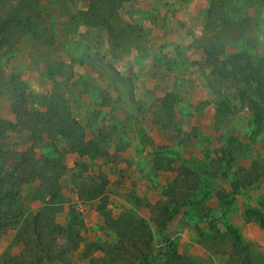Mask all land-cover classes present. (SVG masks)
Here are the masks:
<instances>
[{
	"label": "rangeland",
	"instance_id": "374dc122",
	"mask_svg": "<svg viewBox=\"0 0 264 264\" xmlns=\"http://www.w3.org/2000/svg\"><path fill=\"white\" fill-rule=\"evenodd\" d=\"M25 2L37 7L27 13L31 30L23 24L10 30L9 48L0 50V120L15 121L11 79L24 85L33 114L30 127L3 124L0 130L3 168L17 156L24 164L12 186L22 211L29 215L54 205L55 221L63 225L73 209L83 239L105 247L117 244L119 229L105 222L104 210L137 246L127 243L109 264H140L150 257L156 264H175L171 253L190 264H241L228 240L230 228L253 264H264V119L253 127V110L236 99L237 82L210 73L202 50L215 45L224 52L263 53L264 3L232 0L235 25L209 29L207 0H120L104 16L123 32L111 45L103 26L79 21L77 11L87 8L86 1L24 0L27 9ZM55 99L65 102L63 109L94 151H68L66 138L42 124L50 113L47 103ZM256 100L264 109V95ZM229 136L248 149L241 156L233 150L222 168ZM44 157L60 164L56 199L34 175ZM80 162L85 179L103 178L101 194L89 200L77 195ZM198 166L212 175L202 187ZM250 169H256V179L243 181ZM223 198L230 202L221 207ZM166 204L167 211L175 209L168 219L160 209ZM13 236L12 228L0 232V264H11V255L21 256L18 264H37L38 248L24 249ZM82 245L64 261L42 264H88L79 256Z\"/></svg>",
	"mask_w": 264,
	"mask_h": 264
},
{
	"label": "trees",
	"instance_id": "16d2710c",
	"mask_svg": "<svg viewBox=\"0 0 264 264\" xmlns=\"http://www.w3.org/2000/svg\"><path fill=\"white\" fill-rule=\"evenodd\" d=\"M6 1L11 0H0V50L9 48V42L12 40V34L10 30L16 29L20 24L26 25L28 30H31V18L27 13L36 7L35 3H30L28 5L25 2L27 9L23 7L24 0H17L15 4H10L8 7L4 5ZM87 3V8L85 10H78L79 21L82 25L94 27L103 26L107 32L111 45L118 44L123 36L121 30H116L113 25H111L104 16H111L113 14V7L120 4V0H84ZM232 0H207V7L204 12V25L213 29L215 27H224L227 25H232L236 21L234 13L237 11L235 8L228 5ZM264 3V0H259ZM5 6V8H4ZM35 11V10H33ZM36 13V11H35ZM232 15H231V14ZM240 15H237L238 19ZM235 25V24H234ZM204 51L205 58L203 63L210 67L209 72L217 77L224 79H231L237 82L236 99L242 105L249 106L253 111V122L256 128L262 126V120L264 119V109L258 105L256 100L257 97H262L264 95V52L257 54L250 50L243 49L234 52H224V50L215 45H204L202 48ZM11 84L13 86L14 102H13V114L15 121L13 123L7 120H0L2 122L1 126H12V124H17L24 127V123L30 127V121L33 119V114L26 105L28 99L27 93H25V87L22 83L11 79ZM47 98V97H46ZM50 98H55L51 96ZM56 102L47 103L51 105L47 112H50L48 118L42 122V124L49 123V130L56 131V133L62 134L66 138V142L63 141L64 146L68 148V151L83 154V152L88 149L94 151V146H88L83 139V132L81 128L76 124V121L71 119L68 112L63 109L65 102L61 99H55ZM227 100V99H226ZM225 100V103H226ZM68 119H71L68 122ZM40 122L41 120L38 119ZM60 128V129H58ZM228 145L222 150L224 167L229 166V161L231 159V154L233 150L239 155H243L244 151L247 150V146L243 143H238L233 136H229ZM33 141V140H32ZM3 151L0 150V232L5 229L12 228L14 230L15 242H21L24 249L35 245L38 248L36 252L35 261L37 264H42L44 260L56 261L65 260L66 253L69 251L76 250L80 244L82 249L79 252V256L86 259L89 263L93 264L95 261L101 262L103 264H109L114 261V259L120 256V248H123L127 243L133 245L134 240L129 238V235L123 230L116 221H111L106 218L107 214L104 210L101 214L104 215L106 223L108 225L113 224L118 228L117 235L119 236L117 244H108L106 242L105 247L97 241H87L83 239L79 232V227H81L80 220L76 217L73 209H70L68 214V220L65 224H60L55 221L56 210L59 207L50 206L41 208L34 214H25L21 205L18 202L16 196V190L13 189V184L18 177L17 173L24 167V164H20L19 156L16 158V162H10L6 168L5 160L2 158ZM63 153H59L61 155ZM14 163V164H13ZM59 162L55 159H50L44 157L43 160L37 165L36 172L39 178L44 180L43 190L47 191L51 199H56L60 196L59 185L57 182V177L59 175ZM77 166V174L79 181L75 184L77 188V195L83 200H89L95 198L101 194V189L103 187L102 176L93 177L85 179L81 171L85 168L83 162L75 164ZM11 168H10V167ZM81 166V168H79ZM157 167V166H156ZM195 171L201 177L199 187L207 184L208 180L205 178L211 176L210 172L206 167L201 168L200 166L195 167ZM35 172V171H34ZM264 172V170H263ZM44 173V174H43ZM256 179V169L248 170L243 176L242 180ZM33 179V178H32ZM221 205H227L230 201L226 198L221 199ZM264 207V204H262ZM261 205V206H262ZM161 211H163L168 219L171 217L175 209L170 212L168 210V204L161 206ZM214 221V217L209 218ZM139 224H143L141 221H137ZM232 235L228 237V240L232 243V252L237 257H241V264H253V259L251 253L246 250V247L240 242L238 236L235 234L234 230L230 228ZM64 238L63 243H57V238ZM222 238L226 236H221ZM130 241V242H129ZM46 243L45 251L40 252L42 245ZM239 246H238V245ZM134 247H137L133 245ZM148 247V246H146ZM100 251L102 254L100 256H94V251ZM171 250L170 252H172ZM133 255H131L130 259ZM175 261V264H190V260L183 258L179 255L171 253ZM21 256L11 255L9 260L11 264H18V260ZM63 260V261H64ZM129 264H139L134 259H131ZM140 264H156L153 257L147 258L144 263Z\"/></svg>",
	"mask_w": 264,
	"mask_h": 264
}]
</instances>
